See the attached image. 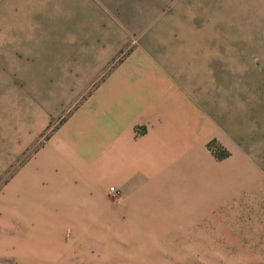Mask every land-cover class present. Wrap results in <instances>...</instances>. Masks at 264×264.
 <instances>
[{"label": "rangeland", "instance_id": "obj_1", "mask_svg": "<svg viewBox=\"0 0 264 264\" xmlns=\"http://www.w3.org/2000/svg\"><path fill=\"white\" fill-rule=\"evenodd\" d=\"M87 1L99 42L68 63L23 49L20 93L0 92V264H264V0ZM32 7L0 0V24ZM137 46L132 138L94 99ZM114 174L127 192L100 190Z\"/></svg>", "mask_w": 264, "mask_h": 264}, {"label": "crops", "instance_id": "obj_2", "mask_svg": "<svg viewBox=\"0 0 264 264\" xmlns=\"http://www.w3.org/2000/svg\"><path fill=\"white\" fill-rule=\"evenodd\" d=\"M94 9L95 3L87 0H33V7L30 11L20 14L21 20L24 19L25 23L0 24V81H2L0 92H3V97L6 94L14 96L20 93L23 49H29L27 54H24L28 56L29 53L30 56L26 62L37 63L38 58L56 56L61 58L60 62L68 63L71 55L80 57L79 49L83 48L86 41L88 42L86 44H89V41L99 42L100 37L97 32L99 34L101 32V20L100 15H97ZM70 48L74 49L70 50ZM59 50L60 55H58ZM149 60L145 50L137 46L106 75L104 80L109 77V84L103 90L104 92L101 94L99 90L96 93L99 100L95 98V103L111 106L110 113L113 118L102 125L115 127L117 131L115 134L120 132L121 127H127L126 133L128 131V134L135 138L130 134V128L138 123L129 120V116L133 111H140L146 107ZM158 72L161 78L167 76L161 71ZM7 78L10 81L14 80L9 87L3 81ZM16 79L19 80L17 84ZM101 95L105 98L102 99ZM205 120L206 126H203L205 127L203 134H206L208 126L210 128L213 125L208 115ZM199 157L207 164V159L202 152L199 153ZM117 175L114 174L102 182L100 190L104 192L105 183L113 181L116 186L127 192V184L121 176ZM114 189L118 192L117 188ZM207 207L204 205L203 209Z\"/></svg>", "mask_w": 264, "mask_h": 264}, {"label": "built area", "instance_id": "obj_3", "mask_svg": "<svg viewBox=\"0 0 264 264\" xmlns=\"http://www.w3.org/2000/svg\"><path fill=\"white\" fill-rule=\"evenodd\" d=\"M116 191H115V189H114V187L113 186H109L108 187V194L109 195H111V196H116Z\"/></svg>", "mask_w": 264, "mask_h": 264}]
</instances>
